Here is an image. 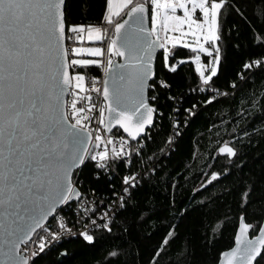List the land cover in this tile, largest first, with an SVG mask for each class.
<instances>
[{"label": "snow or ice", "instance_id": "obj_1", "mask_svg": "<svg viewBox=\"0 0 264 264\" xmlns=\"http://www.w3.org/2000/svg\"><path fill=\"white\" fill-rule=\"evenodd\" d=\"M232 11L244 18L233 0H103L99 24L66 26V0H0L3 264H30L31 257L42 254L63 234H77L67 218L60 216L64 208L58 206L70 209L69 202L78 203L74 198L82 196L80 181H73L81 165L94 163L97 175L110 173L116 165L129 163L138 153H143V147L136 149L140 144L137 138L143 134L146 143L150 139L146 129L155 127L154 117L162 115L158 93L170 92L171 85L160 75V69L173 73L177 70L180 51L177 46L192 50L188 59L194 61V70L198 73V88L194 90L208 92L212 88L214 77L219 78L220 41ZM254 14L264 18V3L256 7ZM85 33L88 41L102 46L69 48L65 45L66 39L83 41ZM253 42L264 47V30L253 31ZM70 53H89L92 58L69 59ZM178 63L183 65L185 59L180 58ZM92 65L102 70V79L86 77L83 69L77 70L79 66ZM257 69L264 70V55L246 59L237 76L246 80L250 77L245 73ZM86 79H90L91 89L86 88ZM231 87L238 90L239 86L232 81ZM92 92L102 96L98 125L108 132L107 136L100 127L94 131L88 126L91 117L86 113L95 110ZM69 94L70 102L66 99ZM216 98L209 95L204 102L210 104ZM167 99L175 98L168 96ZM85 100L88 101L85 106H78V102ZM241 111L248 115L243 108ZM114 128L115 135L122 129L127 139L120 137L117 142ZM218 150L239 158L238 147L225 143ZM146 174L133 172L121 178V193H114L117 208L127 207L130 189L139 186L138 178ZM218 175L213 172L212 178ZM244 188L243 195L251 197L254 189L248 185ZM255 202L248 199L241 203L234 246L221 253L223 264H264V212L254 213L259 215L258 220H248L249 208ZM95 215L97 211L91 215L85 212L93 228L102 227L110 233L112 229L104 221H110L111 217L104 213L101 223L97 224L92 219ZM50 216L57 222V230L51 229V223H45ZM37 229L48 232L47 236L37 235L38 252L33 251L30 256L21 254V245H26ZM79 235L88 242L98 239L88 231ZM205 235L215 237L214 232ZM170 237L174 238L171 229L154 250L155 264H161L156 257L166 254ZM24 251H28L27 247ZM121 254L120 250L113 249L108 256L119 258Z\"/></svg>", "mask_w": 264, "mask_h": 264}, {"label": "trees", "instance_id": "obj_2", "mask_svg": "<svg viewBox=\"0 0 264 264\" xmlns=\"http://www.w3.org/2000/svg\"><path fill=\"white\" fill-rule=\"evenodd\" d=\"M262 3L264 0H233L244 18L232 11L226 20L220 41L221 70L208 92L194 90L198 73L194 61L188 59L192 53L177 46V70L160 69L171 91L158 93L162 115L147 130L150 139L145 143L141 137L143 153L128 166L116 165L110 173L97 175L94 163L82 165L79 174L74 173L73 181H80L82 194L107 197L121 191L124 175L137 170L147 173L138 179L139 186L130 189L127 207L115 211L109 225L112 231L95 228L93 236L98 239L93 242L80 235L64 238L35 257L34 264H155L154 250L170 229L174 238L165 246L168 251L162 258L156 257L161 264H216L221 253L234 244L241 203L255 200L248 220L260 218L254 213L264 212V70L245 73L250 77L246 80L237 73L246 59L264 55V47L253 42V31L264 30V18L254 14ZM102 11L103 0H66V26L99 24ZM180 58L185 59L183 65L178 63ZM232 81L237 82L238 90L231 87ZM209 95L217 98L205 104ZM119 134H124L121 129ZM225 143L239 148V158L219 153ZM213 172L220 175L213 179ZM245 185L254 189L251 197L243 195ZM61 208L67 221L76 220L74 208ZM206 232H214L215 237ZM113 249L121 251L119 258L108 256ZM182 253L186 255L182 257Z\"/></svg>", "mask_w": 264, "mask_h": 264}, {"label": "built area", "instance_id": "obj_3", "mask_svg": "<svg viewBox=\"0 0 264 264\" xmlns=\"http://www.w3.org/2000/svg\"><path fill=\"white\" fill-rule=\"evenodd\" d=\"M66 46L69 47V48H71V47H80V42L76 41L74 39H66ZM82 55L85 56V57H88V55L86 53H83ZM75 56H79V55L70 53L69 59H72ZM81 67H83V66H79L77 68V70H81ZM95 67H96L95 68L96 70H91V69H88V66H84L83 68H87V70H85L86 72H83V74L86 77H89V78L90 77H100L102 79L103 78L102 70H98L97 66H95ZM91 87H92V85H91L90 79H86V88L91 89ZM82 95H83V93H82ZM67 100L70 102V100H71V95L70 94L68 95ZM87 103H88L87 100H85L83 103L78 102V106H85ZM91 103L95 105V110L93 112L86 113L87 115H89L91 117V123L88 126L90 128H92L94 131H95V129L97 127H100V129L102 131V134L104 136H107L108 132L103 129V126L98 125L99 109H100V107L103 104L102 96H99L95 92H92L91 93ZM114 131H113L114 139H117V142L119 141L120 137H123V138L127 139L126 135H124V134L115 135ZM172 139H174V138H172ZM139 140H140V144L136 145V149L137 150L141 146H143V144H144V141L141 138ZM132 143L135 144V141H132ZM129 163H124V164L126 166H128ZM115 170H116V166L112 169V171H115ZM135 172L140 173L141 171L137 170ZM127 175H131V174H127ZM121 189H122V187H121ZM120 193H121V191L117 192L116 194H120ZM77 199H78V203H75V204L71 205V207L74 208V212L76 214V220L73 221L72 223L68 221L69 225L73 227V231L75 233H77V234L76 235L63 234L61 236V238L58 239V241L53 242L51 245H49V247H51L52 245H54L56 243L61 242V240H63L64 238L71 237V236H78L79 233L84 232V231H88L89 234L93 235V230L95 228H93L92 224L85 218V212H87L88 215H91V213L93 211H97V215L92 216V219L94 221H96L97 224L101 223V216L104 213H107L108 216L111 217V220L110 221H104V222H108L109 225L112 223V220L114 219V216L116 214L115 211L118 209L115 206L116 203H117L116 195L114 197L97 196L93 192V193H89V194L84 193V194H82V196L80 198H77ZM60 216L64 217L62 215V213H60ZM77 220H80V223H76ZM49 223H51V229L52 230H57V222L56 221H53V222L49 221ZM49 223L47 222L46 224H49ZM85 225H87V227H85ZM37 235L47 236L48 232H47V230L44 231V232H41V230L38 229L36 231V234H34L32 236V238L30 239V241L26 245H21L20 251L23 252V254L25 256H30V254L33 251H37L38 252V250H39V242H38V239H37ZM25 247H27V249H28L27 252L24 251ZM48 248H46V249H48ZM34 258L35 257H31L30 264H31V262L33 261Z\"/></svg>", "mask_w": 264, "mask_h": 264}, {"label": "water", "instance_id": "obj_4", "mask_svg": "<svg viewBox=\"0 0 264 264\" xmlns=\"http://www.w3.org/2000/svg\"><path fill=\"white\" fill-rule=\"evenodd\" d=\"M65 23H66V21H65ZM66 32H67V28H66ZM65 45H66V40H65ZM117 60H120V61H122L123 60V58L122 57H118L117 58ZM67 97H68V95L66 96V99H67ZM105 118H107V113H105ZM154 122H155V117H154ZM151 128V127H150ZM115 130V128L113 129V131ZM122 130V129H121ZM148 129H146V131H147ZM123 131V130H122ZM125 134V133H124ZM126 135V134H125ZM142 136H143V134H142ZM141 136V137H142ZM141 137H139V138H137V139H140ZM228 144V143H227ZM224 145V144H223ZM223 145H221V146H223ZM230 145V144H229ZM220 146V147H221ZM230 146H232V145H230ZM221 154V153H220ZM222 155H226V154H222ZM230 157V156H229ZM82 166V165H81ZM80 166V167H81ZM80 190V189H79ZM74 199H77V198H74ZM63 205H60V206H58V208H61ZM0 211H2V210H0ZM54 215V214H53ZM50 219H51V216L49 217V220L48 221H46L45 223H47V222H49L50 221ZM0 221H3V216L2 215H0ZM38 230V229H37ZM249 235L251 236V234L249 233ZM234 246V244L230 247V248H228V249H226V250H224L223 252H227V251H229L232 247ZM5 245H4V236H3V228H0V264H3V261L5 260ZM21 254H23V252H21ZM24 255V254H23ZM223 260H224V257L223 256H221L220 257V259L218 260V262L216 263V264H223Z\"/></svg>", "mask_w": 264, "mask_h": 264}, {"label": "rangeland", "instance_id": "obj_5", "mask_svg": "<svg viewBox=\"0 0 264 264\" xmlns=\"http://www.w3.org/2000/svg\"><path fill=\"white\" fill-rule=\"evenodd\" d=\"M80 42V47H93V46H101V44H99V42H94V41H88L86 38V33H85V39L83 41H79ZM183 47V46H182ZM192 53V50H190ZM83 54V53H82ZM82 54H76L79 56H75L73 58H82V59H90L92 58V54L86 53L88 55V57L83 56ZM193 54V53H192ZM86 83V82H85Z\"/></svg>", "mask_w": 264, "mask_h": 264}]
</instances>
